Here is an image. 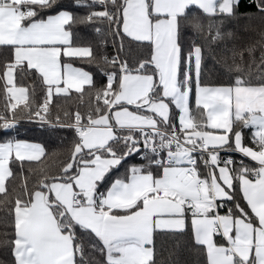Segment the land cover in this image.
I'll list each match as a JSON object with an SVG mask.
<instances>
[{"label": "snow or ice", "instance_id": "6c2138e0", "mask_svg": "<svg viewBox=\"0 0 264 264\" xmlns=\"http://www.w3.org/2000/svg\"><path fill=\"white\" fill-rule=\"evenodd\" d=\"M256 17L255 39L223 61L229 79L203 80L205 48ZM82 25L110 33L116 54ZM126 40L147 55L129 59ZM0 48V264H158V233L188 235L202 264H264V0H0ZM33 74L43 99L20 83ZM73 92L88 105L53 116ZM23 117L72 130L70 148L20 139ZM26 163L39 166L23 176Z\"/></svg>", "mask_w": 264, "mask_h": 264}, {"label": "trees", "instance_id": "16d2710c", "mask_svg": "<svg viewBox=\"0 0 264 264\" xmlns=\"http://www.w3.org/2000/svg\"><path fill=\"white\" fill-rule=\"evenodd\" d=\"M64 3H69L70 0H62ZM247 3L248 0H245ZM254 12V9H248L247 13L251 15ZM82 14V13H81ZM97 27H103V25H96ZM261 26V20L259 17L254 19H237L231 22L229 26V30L236 31L238 39L235 41L228 42L226 44H222L220 46L213 45L211 47L205 48L204 51V62H203V72L202 79L205 81H227L229 79V75L227 73V68L224 65L223 61L225 58L231 57V49L233 47H242L246 45L249 41L254 40L256 37L255 32L250 31L249 28H259ZM76 34L81 37L83 40H90L94 43L99 44V52L103 55H107L111 57L116 54V44L113 42V38L110 33L107 36V39H103L99 34L94 31V27L92 26H77ZM189 40L195 39L194 33L190 30L188 33ZM118 43V38L117 42ZM131 50V56L129 59L135 56H146L147 49L142 45L129 44V42L125 41V50ZM228 49V51H225ZM7 49L0 48V59H4L7 57ZM259 53H257L258 55ZM75 66L84 68L90 72H96V68L94 66H90L87 61L77 60L74 62ZM97 80L99 81V76H97ZM25 86L35 87L36 95L38 99H43L40 87V81L35 78V75H30L26 77L24 80L20 81ZM89 103V98L87 95L84 96L83 100L78 98V95L73 92L68 97H59L54 98L55 109L53 110V116L57 114L58 110L75 112L77 108L83 110ZM2 106V105H0ZM62 114V112H61ZM15 135V133H13ZM246 135L249 133L246 131ZM19 138L24 140H29L33 142L41 143L45 146L47 152L49 154H64L67 149L70 148L72 140L74 138V134L72 130L65 129L61 130L56 135H47L42 134L40 127L36 123H29L27 117H23L21 123L19 125ZM233 159L239 161V158L242 159L241 155L237 152L232 151ZM64 159V155L57 156H49L46 161L49 164L59 163L60 160ZM133 161H130L132 163ZM136 163L141 162L139 159L134 161ZM245 163H252L248 159H244ZM38 164H25L26 171L23 173V176H28L29 173L27 171L30 167H38ZM16 170V169H14ZM113 172L112 176L114 178ZM19 173L17 175V180L13 182V186L19 189V184L23 179ZM0 198H2V194H0ZM4 217V213L0 210V218ZM4 232L3 227H0V240L3 239L2 233ZM82 238L85 241V244L88 245L92 237H90L86 233H81ZM156 251H157V262L158 264H173V261L178 260L180 264H202L203 257L199 255L198 248L192 246V242L189 240L188 235H171L168 233H158L156 236ZM89 255H94L89 251ZM7 255V250L0 248V259H3ZM96 259H99L96 256Z\"/></svg>", "mask_w": 264, "mask_h": 264}, {"label": "built area", "instance_id": "2783aa9c", "mask_svg": "<svg viewBox=\"0 0 264 264\" xmlns=\"http://www.w3.org/2000/svg\"><path fill=\"white\" fill-rule=\"evenodd\" d=\"M232 151H228V152H222V157L227 158L228 156L232 157ZM233 158V157H232ZM241 160V158H239V161Z\"/></svg>", "mask_w": 264, "mask_h": 264}, {"label": "crops", "instance_id": "0c3cea01", "mask_svg": "<svg viewBox=\"0 0 264 264\" xmlns=\"http://www.w3.org/2000/svg\"><path fill=\"white\" fill-rule=\"evenodd\" d=\"M76 67H78V66H76ZM248 160H249V159H248ZM252 163H254V162H252ZM123 172H124V169H123V168H121L119 171H115V173H114V178H115L116 176L122 175ZM114 178H113V179H114Z\"/></svg>", "mask_w": 264, "mask_h": 264}]
</instances>
